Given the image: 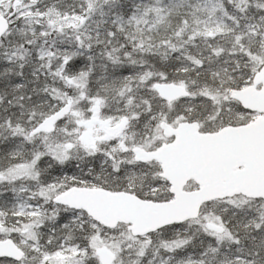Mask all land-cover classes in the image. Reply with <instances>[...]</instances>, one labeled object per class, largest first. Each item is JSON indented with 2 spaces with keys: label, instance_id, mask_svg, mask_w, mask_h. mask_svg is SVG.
<instances>
[{
  "label": "snow or ice",
  "instance_id": "snow-or-ice-1",
  "mask_svg": "<svg viewBox=\"0 0 264 264\" xmlns=\"http://www.w3.org/2000/svg\"><path fill=\"white\" fill-rule=\"evenodd\" d=\"M0 264H264V0H0Z\"/></svg>",
  "mask_w": 264,
  "mask_h": 264
}]
</instances>
